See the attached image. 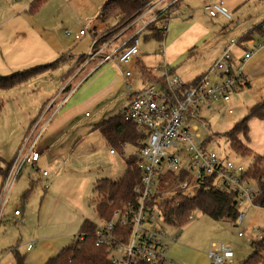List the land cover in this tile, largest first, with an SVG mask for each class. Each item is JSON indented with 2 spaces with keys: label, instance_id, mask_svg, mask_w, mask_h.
Wrapping results in <instances>:
<instances>
[{
  "label": "rangeland",
  "instance_id": "rangeland-1",
  "mask_svg": "<svg viewBox=\"0 0 264 264\" xmlns=\"http://www.w3.org/2000/svg\"><path fill=\"white\" fill-rule=\"evenodd\" d=\"M75 2L76 4L67 6L61 3V0H54L43 10L37 25L31 23L26 17L27 22L18 25V27H22V32L26 33L23 37L15 33V23L8 24L5 23L6 21L0 23V75H11L18 71L56 61L64 53L60 57L58 66L22 80L9 89L0 88V99L3 101L0 114V156L8 161H11L14 154L22 147L28 135V131H26L28 123L38 113L42 102L45 100L46 103L50 102L55 96L57 99L53 106H58L64 99L63 97L67 95L68 90L62 91L66 84L62 85L68 77L77 71L78 75L70 82V88L82 78L87 77L88 74L86 73L90 67L87 66L83 72H80L83 68V61L79 57L74 61V57L70 54H86L91 48L92 32L95 29H100L98 34H104L106 39L111 40L108 46V50H110L120 41L126 39L135 28L133 26L126 29L127 25L120 27L117 23L118 20L114 18L102 23L97 9H94L90 0H75ZM95 12L96 20L93 27L90 21ZM149 16L150 14L146 15L145 19ZM233 16V21H227L228 34L226 39L240 36L245 30H248L247 28L259 23L264 17V1L250 0ZM172 18L173 22H181L182 19L179 16ZM195 20L211 26L216 33L217 18L211 19L203 10H198L195 13ZM164 23L168 24V19H164ZM155 25L157 24L155 23ZM137 26L139 25L137 24ZM79 29H83L85 35L75 39L73 35L77 34ZM179 29L180 27L172 23L166 37L162 35V40L142 39L140 45L142 53L139 57L143 60V64L153 66L159 62L162 63L163 52L161 49L164 45L165 47L169 45L170 39L173 38L174 34L179 33ZM149 33L151 34V31ZM260 37L259 34L254 33L255 40ZM48 45L54 50L60 49V55L44 48ZM175 45L180 46L181 44L179 42L174 43L169 51H172ZM242 45L243 41L241 40L235 44L234 49L241 51L239 54H243ZM193 52L192 55H189L190 52L185 49L182 57L172 61L176 67V74L182 80L189 79L193 74L203 69L207 60L210 59L206 53L208 52L206 45L200 46L196 43ZM111 64V62L105 63L100 68ZM111 66L114 71L120 73L114 64ZM67 67L70 71H66ZM126 68L133 69V64H126ZM89 80L90 78L71 97L68 107L70 112L77 104L80 92ZM242 87L229 103L233 109L232 113L227 111L228 105L224 103L215 106L214 110L203 109L201 111V117L208 125H206V129H201L200 132L203 136L207 133L213 136V149L228 154L236 162L248 165L253 161L254 156L242 158L236 155L231 150L229 141L222 135L223 132L228 131L233 126L234 121L245 114L247 104L260 100L261 96L264 97L261 81L253 86L247 96L243 95L246 87ZM118 99L119 96L110 103L107 102L104 107L109 105L116 107ZM72 101H74L73 104ZM85 112H88V115ZM114 113L99 115V112H94L93 109L84 106L83 111L79 114L76 113L77 115L66 126L63 134L53 136L56 139L52 141V145L48 149L40 150L43 144V136L36 143V150L41 151L40 160L37 164L39 169L28 164L23 166L15 179L2 211L0 219V264L12 263L13 253L11 250L15 248L20 252L19 254L24 255L28 260L31 259L34 263L40 261L43 254L49 250L47 244H57L64 237L71 236L72 233L78 234L82 216L96 222L99 226L103 225V221L98 218L93 208V199L97 197V194L93 191L92 182L96 178L105 176L113 180L119 179L126 168L125 158L133 155L126 153L122 156L118 153L109 155L110 146L106 140L102 139L99 132L97 130L88 132L93 128L98 118H107ZM36 131L33 137L36 135ZM239 137L242 140L241 134ZM79 138L81 140L77 142L76 140ZM29 143L30 141L27 142L26 146ZM127 151H131V147H126L125 152ZM42 170H46L48 176L42 177L40 175ZM98 171L99 175H96ZM31 181H34L31 190L25 198H22L23 193L31 185ZM161 187L169 193L181 191L174 181L167 180L165 183H161ZM14 207H19L22 210V216L18 220H6V214L11 213ZM243 211H245L244 219L233 222L228 219L216 221L199 210H193L191 218L181 227L165 226L168 235L176 236V240L170 244V247L173 246L169 248V257L173 258L175 263L183 262L180 258L172 255L173 249L174 253L183 254L180 256L182 258L186 257V254L190 255L189 259L192 263L187 264H209L207 252L210 245L212 243H224L234 252L232 264H239L252 251L250 241L259 239L256 237L257 235L264 236V209L257 205H246ZM238 232H243V236H239ZM253 235L255 239H251ZM31 239H35L36 242L32 250L26 251V244ZM113 254L115 255V253Z\"/></svg>",
  "mask_w": 264,
  "mask_h": 264
},
{
  "label": "built area",
  "instance_id": "built-area-1",
  "mask_svg": "<svg viewBox=\"0 0 264 264\" xmlns=\"http://www.w3.org/2000/svg\"><path fill=\"white\" fill-rule=\"evenodd\" d=\"M163 1L165 0H152L131 22L139 24L140 27L131 36L129 44L127 41L123 42L106 53L102 52L106 45H102L89 53L87 58L92 59L99 55L100 64L111 62L124 77H129L131 71L124 69L123 65L139 54L140 37L148 32V25L156 22L157 27L166 29L167 24L161 20V14L176 0H170L166 6L162 5ZM204 9L212 17L218 14L229 19L232 17L231 12L221 3L204 4ZM151 11L154 13L145 19ZM160 20L162 25H158ZM82 34L83 29L75 37L78 38ZM235 44L234 39L206 72L189 83H184L175 75L170 65L160 63L147 70L155 80L150 81L142 76L139 87L134 88L128 84V101L121 112L126 119L134 122L141 136L135 144L124 143L122 154H132L136 157L140 182L135 186L138 193L135 202H123L121 207L114 211L111 219L97 228V242L108 244L109 259L113 264H166L169 261L168 250L170 244L175 241V235H168L165 229V226L169 225L163 218V198L177 194L192 196L199 189L233 193L238 210L236 221L244 219L243 208L246 205H254V199L261 189L259 181L247 174L249 165L236 162L228 154L213 149L209 134L203 136L200 132L201 129H206L207 125L201 117V111L214 110L215 106L226 104L246 82L244 64L252 56V50H247L240 58H236L232 53ZM227 111L232 112V109L227 108ZM42 118L43 115H39L34 120L22 147L11 161L10 169L0 188V219L15 179L23 166L28 164L39 169L36 162L40 152L35 146L48 122H42ZM35 131L36 135L33 137ZM128 146L131 151L125 152ZM47 174L46 170L41 171L42 176ZM167 180L174 181L181 191H165L161 183ZM13 214L19 216L20 210L15 209ZM188 218H191V214ZM128 224L131 225L128 242L113 246L112 230L116 226ZM238 235L242 236L243 232H238ZM256 237L261 238L260 235ZM32 244L33 242L28 248ZM207 256L209 264H232L234 252L224 243H212Z\"/></svg>",
  "mask_w": 264,
  "mask_h": 264
},
{
  "label": "crops",
  "instance_id": "crops-1",
  "mask_svg": "<svg viewBox=\"0 0 264 264\" xmlns=\"http://www.w3.org/2000/svg\"><path fill=\"white\" fill-rule=\"evenodd\" d=\"M53 1L54 0H45V2L40 7V10H38L37 12H35L33 14H30V13H28V9H29V6H30V3L32 2V0H0V23H4L5 21H6L5 23H8V24H11V23L14 24L15 23V25H16L15 33L17 35L23 37L26 35V33L22 32V30H21L22 27L21 26L18 27V25L26 23L27 22V19H25L26 17L28 18V20L31 23H33L34 25H37V21L41 17L43 10H45V8L48 7ZM90 1H91V5L94 7V9L95 8L97 9L98 16H99V11H100L103 3L105 2V0H90ZM169 1L170 0L163 1L162 5L166 6ZM258 1L261 2L264 0H258ZM215 2L221 3L226 10L231 12L232 17L229 19V18H226L225 16H223L221 14H218V15L213 16V17L210 16L208 14V12L204 9V4L215 3ZM249 2H250V0H212V1H210V0H176V2L169 7L170 10L168 12V17H166V15L164 16V14H161V16H162L161 20L168 19V24L166 25V29L163 30L164 31V34H163L164 37H166L168 29L172 23H174V25L180 27V29L178 30L179 33L174 34L173 38L170 39L169 45L168 46L166 45V47L164 45V47L161 49V51L163 52V59H162L163 62L162 63H167L168 65H170V67L172 68V72L175 75H177L176 74V67L174 66V64H172L173 63L172 61L178 60L180 57H182L185 49H187L188 52H190L189 55H192L194 53L193 48L196 47V43L200 44V46L206 45L207 49H208V52H206V53H207V55H209L210 59L207 60L204 68L201 69L200 71L196 72L195 74H193L187 80H182L177 75L184 83H189V82L195 80L200 75H202L204 72H206L209 69V67L212 65L214 60L222 52V50L224 48H226L232 40L235 39L236 44L239 42V40H241V41H243V45H242L244 48L243 53L247 50H252V56L248 60H246L245 64H244V75L246 77V82L243 86L246 87V90H244L243 95L247 96L248 94H250L251 90L253 89V86L256 83H259L260 81H261V86H263L262 88H263V92H264V35H261L258 32H254V33H257L261 36L258 40H255L254 33L251 35L250 39H248L246 41H244L243 38H241L245 33L250 31L251 29H253L256 25L262 23L264 21V17L262 18V20L259 21V23H257L253 27L247 28L248 27L247 26L246 28L248 30H245L240 36L230 37L229 39H226L227 34H228V29L226 27L227 21L228 22L233 21V17H234L233 14L237 13L238 10H240L245 4H248ZM61 3L66 4L67 6H71V4H73V3L76 4L75 0H61ZM198 10H203V12L206 15H208V17H210L211 19L217 18L216 23H215L216 33H214V31H213L214 28H212L211 26L204 25V24L200 23L198 20H195V13ZM150 13H151L150 15H152L154 13V11H151ZM176 16H179L180 18H182L181 22H178V21L173 22L172 21V19H173L172 17L175 18ZM114 19L118 20L119 18L115 17ZM95 20H96V12L90 21V23L93 25V27L95 26V24H94ZM2 21H4V22H2ZM100 21H101V19H100ZM101 22L104 23L103 21H101ZM131 25H132V27L135 26L134 30L131 32V34L126 39H124L123 41H120V43L117 44L115 47H117L118 45H121L123 42L129 41L131 36H133V34L140 27L139 24H138L139 26H137V24H132V23H131ZM158 25H162V21L159 22ZM126 29H130L129 26H127ZM80 30L81 29H79V31ZM99 30L100 29H97V30L95 29L92 32L93 37H92L91 48L86 54H80V55L75 54V53L70 54V56L74 57V61L78 57L84 56L83 57L84 60H83V64H82L83 68H82V70H80V72H83V70L87 66L90 67L89 71L86 73V74H88L87 77L86 78L84 77L81 80H79L75 86H73V87L71 86V88L67 92V95L63 97L64 99L58 104V106H53L55 100L57 99V97H55V96L50 100L51 103L50 102L46 103L45 102L46 100L43 101L42 105L38 109V113L36 115H34L28 123L26 131H28L30 129V127L32 126V123L37 118V116L43 115V118L41 120L42 122H46L48 120V122L46 123V126L42 132V135L40 136V138H42V136H43V138H42L43 144H42V147L40 149L41 151L46 149V148L48 149L52 145V141H54L56 139L53 137L54 135L59 136V135L63 134L66 126L72 121V119L75 115H77V114L81 113V111H83L84 106L93 109L94 112L95 111L99 112V115H103V114L106 115V114L114 113V111H116L114 113V114H116V113L122 111V109H124V107L127 104V101H128V95H127V93H128L127 88L128 87L127 86H128V84L133 85L134 88L139 87L141 84L142 76H144L145 79H148L150 81L155 80V77H153L152 75L147 73V70L151 66L144 65L143 60L141 59V57H139V55L142 53L140 50V46H139V50H140L139 54L136 55V57L131 62H129V63L133 64L134 70L131 68H129V69L126 68V64H128V63L123 65L124 69L131 71V75L129 77H124V75L122 73H117L116 71H114L112 66H111L112 64L111 65H105V66H103V68H100L103 64L108 63V62L100 64L101 57L99 55L95 56L92 59H88L87 57H88L89 53H92L96 49L100 48L102 45H106L102 51L104 53L109 52V51H111V49L115 48V47H112V48H110V50H108V46L111 43V40L106 39L107 37H105L104 34H101L102 32L100 33L101 35H99L98 34ZM147 30H148V32L146 34H144L143 37H140L141 41H142V39H145L144 38L145 35H147L150 32L149 29H147ZM77 34L73 35V37L75 39H79L82 35H85V32H84V34H82L78 38L75 37ZM176 42L177 43L179 42L181 45L180 46L175 45L173 50L169 51L170 47L171 46L173 47V44ZM140 45H141V42H140ZM44 48H48L49 52L53 51V53H56V54H59L61 51L60 49L54 50V48H50V45L45 46ZM66 48H64V49H66ZM240 52H241L240 50L233 48L232 53H233L234 57L240 58L243 55V54H239ZM62 55H60L57 59L58 64L60 62V59H61L60 57H62ZM253 58H255V59L253 60ZM170 62H171V64H170ZM160 63L161 62H159L158 64H160ZM135 69H136V73L134 74ZM66 71H70L69 67H67ZM77 75H78L77 71L73 72V74L68 77V79L63 83L62 86H64L65 84L70 85V82L74 78H76ZM88 78H90V80L88 81L85 88L80 92V95H79L80 98L76 102L77 104L73 107L72 112H70V109L68 107H69V102L71 100V97L74 95L75 91L77 89H79V87L82 86L83 83H84V85L86 84L85 81ZM242 88H244V87H242ZM239 89H241V88H239ZM239 89L231 97L230 101L226 103L228 105L227 108H231L229 106V103L236 96ZM118 96H119V99L117 100L116 107H113L110 105L107 107H104V105L107 104V102L110 103V101L117 99ZM261 97L262 98L260 100L254 102L252 104H247L245 111H247L248 107L252 106L253 104L264 100V97L263 96H261ZM73 102L74 101H72V104H73ZM232 111H233V109H232ZM85 113H86V115H88V112H85ZM229 113H232V112H229ZM111 116H112V114H111ZM102 117H106V116H102ZM108 117H110V116H108ZM107 118H98L97 122L94 124L93 128H91L89 130L88 133H90L94 130H97L94 128L95 125H97L98 123H100L101 121H103ZM99 119H103V120H99ZM247 125H248L247 138L245 139L241 135L243 143L248 148L251 149L253 154L260 155V156L264 157V118L251 117L248 120ZM209 138L212 139V142L214 141L213 136L211 134H209ZM102 139L105 140L103 137H102ZM80 140H81V138H79L76 141L78 142ZM110 150L111 149L109 148V155L112 156L113 154L118 153L122 156V154L119 152H116V150H114L113 152H110ZM41 151H39L40 154H41ZM3 159H5V158H3ZM39 160H40V157H39L38 161L36 162V165L38 164ZM6 161H8V160H6ZM40 175H41V173H40ZM96 175H99V171L97 172ZM46 176H48V174ZM46 176H42V177H46ZM97 177H99V176H97ZM101 178H109V177L105 176V177H101ZM101 178H96L95 180H93L92 186H94V182L96 180L101 179ZM15 209L20 210L19 216H15L13 214V211ZM21 216H22V210L19 207H14L11 213L9 212L8 214H6L5 219L6 220H8V219L18 220V219H20ZM85 219H86V217L82 216V220H81L80 225L82 224L83 220H85ZM74 235L75 234L72 233L71 236L69 235L68 238L64 237V239H62L60 241V243H57V244H50L49 243V244H47L46 246L48 247L49 250L47 252H45L43 254L41 260L36 262V263H34L31 259L28 260L27 257L24 256L26 264H44V262L49 257L56 255L59 252V250H61L64 246L69 244L71 242L72 238L74 237ZM254 237L255 236L253 235L251 237V239H253ZM174 238L176 240V236H174ZM251 241H253V240H251ZM251 241H250V243H251ZM32 242H33L32 246L30 248H28V245L31 244ZM35 242H36L35 239H31L30 242H28L26 244V247H25L26 251L32 250ZM171 247L169 246V248H171ZM169 251L170 250H168V252ZM11 252L13 253V258L11 260L12 261L11 264H15L14 251L11 250ZM172 255H174L176 258H180V260L183 261L184 264L185 263L186 264L192 263V261H190V259H189L190 255L188 256L186 254V257L182 258L180 256L183 254L174 253L173 249H172ZM168 256H169V253H168ZM173 262H174V259L169 257V261H167L166 264L167 263L175 264V262L174 263ZM209 263H210V261H209ZM3 264H10V263L5 262Z\"/></svg>",
  "mask_w": 264,
  "mask_h": 264
},
{
  "label": "trees",
  "instance_id": "trees-1",
  "mask_svg": "<svg viewBox=\"0 0 264 264\" xmlns=\"http://www.w3.org/2000/svg\"><path fill=\"white\" fill-rule=\"evenodd\" d=\"M152 0H105L100 11L101 21H107L110 18L118 17L120 27H132L131 22L138 17L151 3ZM45 0H32L28 13L37 12ZM169 8L162 14L168 17ZM156 23V22H155ZM155 23L148 25L151 34L145 35V39L154 38L162 40L163 29L157 27ZM254 32L264 35V22L256 25L253 29L245 33L241 38L244 41L250 39ZM106 37V35H104ZM104 40V39H103ZM102 41V40H101ZM131 39L127 41L129 44ZM84 56H80L83 61ZM58 65V61L35 66L23 71L15 72L11 75H0V88L9 89L20 81L28 79L36 74H40L50 68ZM70 89V85L62 88V91ZM3 108V101L0 99V114ZM251 117L264 118V100L259 101L248 107L246 113L233 126L222 135L229 141L231 150L240 157H253L249 164L247 174L259 181L260 193L254 199V205L264 209V157L255 155L239 138L241 134L247 138V122ZM106 140L110 149L116 150L122 154L124 143L135 144L141 133L136 125L129 119H126L122 112H118L107 119L101 121L94 127ZM135 156L125 158L126 168L123 175L117 179L101 178L94 182L93 191L97 197L93 199V208L98 218L103 221H109L114 211L121 207L123 202H135L138 193L135 186L139 185L140 172L137 168ZM11 161H6L0 156V188L10 169ZM170 180V177H168ZM182 180V179H179ZM34 181L30 182L29 188L23 193L25 198L31 190ZM235 194L220 190H202L199 189L194 195L177 194L170 198H163L161 205L163 207L164 221L171 227H181L186 223L188 216L193 210H199L213 220H231L236 221L238 210L235 205ZM98 224L88 218L83 220L78 234L74 235L71 242L64 246L59 252L49 257L44 264H113L109 259L108 244L97 242ZM131 233V225L116 226L112 230L113 246L116 244L127 243ZM251 253L239 264H262L264 261V236L251 241ZM15 264H26L24 255L14 250ZM148 264V263H140Z\"/></svg>",
  "mask_w": 264,
  "mask_h": 264
}]
</instances>
